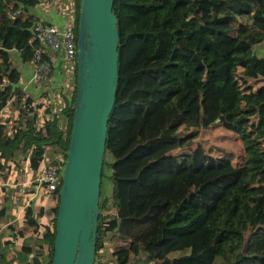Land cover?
<instances>
[{
    "label": "trees",
    "instance_id": "obj_1",
    "mask_svg": "<svg viewBox=\"0 0 264 264\" xmlns=\"http://www.w3.org/2000/svg\"><path fill=\"white\" fill-rule=\"evenodd\" d=\"M72 1L78 41L82 0ZM41 3L0 0L1 184L36 178L44 154L64 166L71 142L78 68L54 97H35L12 55L33 63L40 41L29 12ZM113 12L119 80L94 264H264L255 219L264 223V57L255 51L264 0H114ZM113 122L125 126L115 147ZM41 188L38 210L30 201L25 217L42 230L45 251L22 246L19 264H52L61 187ZM116 238L130 247L107 257Z\"/></svg>",
    "mask_w": 264,
    "mask_h": 264
},
{
    "label": "water",
    "instance_id": "obj_2",
    "mask_svg": "<svg viewBox=\"0 0 264 264\" xmlns=\"http://www.w3.org/2000/svg\"><path fill=\"white\" fill-rule=\"evenodd\" d=\"M114 0H82L78 91L63 169L52 264H94L101 178L119 80L120 42Z\"/></svg>",
    "mask_w": 264,
    "mask_h": 264
},
{
    "label": "built area",
    "instance_id": "obj_3",
    "mask_svg": "<svg viewBox=\"0 0 264 264\" xmlns=\"http://www.w3.org/2000/svg\"><path fill=\"white\" fill-rule=\"evenodd\" d=\"M72 21L65 26H57L43 18H36L32 22L35 39L40 44L35 47L34 61L29 66V78L26 84L34 83L41 87L43 92L51 93V97L58 90L66 87L68 78H74L78 68V45L76 40L77 15L72 13ZM48 56V57H47ZM51 57V60L48 58ZM60 68V77L57 76V68ZM25 86L24 89H25ZM27 90V89H26ZM41 95V94H40ZM70 97V96H69ZM47 154L39 174L32 184L24 180L17 185L18 193L34 189L38 196L39 190L46 183L48 193L55 192L61 187L64 166L52 165ZM33 185V186H32Z\"/></svg>",
    "mask_w": 264,
    "mask_h": 264
},
{
    "label": "rangeland",
    "instance_id": "obj_4",
    "mask_svg": "<svg viewBox=\"0 0 264 264\" xmlns=\"http://www.w3.org/2000/svg\"><path fill=\"white\" fill-rule=\"evenodd\" d=\"M58 1L59 0H54L53 4L55 5ZM57 4H59V2ZM255 51L259 56H262L264 54V43L258 45L255 48ZM13 57L15 58L16 56H13ZM25 84H22V85L25 86ZM25 89H27V91L29 93H32L35 97L44 93L42 90H40L42 88L36 84L34 85V83L27 84L25 86ZM45 110H46L45 108H42L41 113H44ZM124 137H125V126L121 123L119 124L118 122H113L110 146L115 147L121 144L124 141ZM9 172L13 178H15L17 174L19 177V173H20L19 171L12 169V171L9 170ZM25 175L28 181H30L32 184L35 183V178L31 176L29 172ZM22 180H25L24 177L23 179L20 180L19 183H22L23 182ZM19 183L17 184L15 183L13 184L9 182L5 184L0 183V205L3 203L4 200H7V199L12 200L15 192H18L19 190V188H17V185ZM4 187H7V191H6L7 193L4 192V189H5ZM41 189L42 188H40L39 190L38 196L40 195ZM44 194H46V191L44 192ZM38 196L34 195L32 197L33 201H36ZM11 204H13V202H11ZM25 209L26 207H24V210L20 214H18V217L16 218L14 224L11 225V228L5 227L4 229L0 231V264H19L20 260H18V257H17L19 256V252L17 251H21L22 246L32 247L33 248L32 255H34L40 250L45 251L44 241L42 238V231H39V234H37L34 230L35 225L26 223L27 217H25L24 215ZM14 211H17V208H15ZM255 219L257 221V224L264 225V223H261L260 221L257 220L256 216H255ZM12 229H14L15 231H12ZM19 233H22V235L21 234L19 235ZM108 245L110 246L109 248L110 250L108 249V251H106L107 252L106 255L107 257H111L110 255H111V252L113 251H119L121 249H128L130 247V242L124 239L116 238V239L109 241ZM48 258L49 257L47 256V253H45L43 255V260L47 262L49 260ZM130 263H136L133 255L131 256Z\"/></svg>",
    "mask_w": 264,
    "mask_h": 264
},
{
    "label": "crops",
    "instance_id": "obj_5",
    "mask_svg": "<svg viewBox=\"0 0 264 264\" xmlns=\"http://www.w3.org/2000/svg\"><path fill=\"white\" fill-rule=\"evenodd\" d=\"M54 0H42V3L36 7L31 8L30 14L35 15L37 18H43L46 21L57 25V26H65L68 23L72 21V13L76 12L74 3L72 0H59V4H53ZM65 2V3H64ZM25 17L27 18V14H25ZM13 56H16L15 63L19 66L22 75H23V80L22 82L26 83L29 78V66H24L18 63L19 60V53L14 51L12 53ZM264 57V54L262 55ZM60 68L59 66L57 68V76L60 77ZM67 82V81H66ZM28 92V91H27ZM27 170V168H26ZM27 173V172H26ZM24 179H26V176H24ZM33 180V179H31ZM24 181V180H22ZM33 186V185H32ZM7 189H4V192H6ZM29 191V190H28ZM30 191H33L31 193L32 195H29L27 193L21 194L16 193L14 194V197L11 199L4 200L3 203L0 205V213L2 212L1 209L5 208L4 214L0 215V231L4 229L5 227L11 228V225L14 224L16 218L18 217V214H20L23 210L24 207H26L25 212L27 210V207L29 205V202L32 201L36 205V209L38 210L39 205H40V199L37 198L36 201H33L32 197L36 194L34 189H31ZM8 196V194H7ZM13 202V204H11ZM10 203V204H9ZM15 208H17V211H14ZM25 215V213H24ZM12 231H15L12 229ZM39 231H42L39 229L38 231H35L37 234H39ZM26 235V234H25Z\"/></svg>",
    "mask_w": 264,
    "mask_h": 264
}]
</instances>
